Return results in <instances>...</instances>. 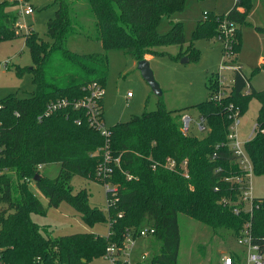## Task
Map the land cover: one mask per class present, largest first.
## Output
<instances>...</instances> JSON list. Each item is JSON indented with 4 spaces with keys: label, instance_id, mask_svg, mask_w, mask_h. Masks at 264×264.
Listing matches in <instances>:
<instances>
[{
    "label": "trees",
    "instance_id": "1",
    "mask_svg": "<svg viewBox=\"0 0 264 264\" xmlns=\"http://www.w3.org/2000/svg\"><path fill=\"white\" fill-rule=\"evenodd\" d=\"M54 1L58 9L46 26L49 42L31 30L24 34L32 65L15 68L19 76L31 75L34 91L27 98L11 94L0 100V246L4 263L91 264L104 255L109 243H121L127 230L150 226L155 229L152 239L159 245L150 264H176L180 247L179 214L215 234L227 231L235 240L243 225L250 223L252 242L264 254V199H255L257 207L252 214L244 211L234 214L220 204L224 197L236 199L221 179L240 174L227 148L232 122L230 107L242 116L252 99L259 103L256 132L244 148L253 175L264 176V90H253L239 67L233 74L229 93L217 99L218 78L217 73L212 74L207 82L208 98L196 106L208 129L203 138L183 135L180 130L183 115L167 111L161 97L157 98L155 111L114 125L109 128L110 136L104 138L91 125L90 111L75 109L74 103L90 98L91 85L104 90L108 57L105 53L79 55L68 50V39L77 34L71 3ZM85 2L95 20L96 40L104 51L121 50L137 63L148 56L166 55L156 51L157 47L182 48L185 44L181 23H173L164 35L158 34L157 28L164 17L182 11L186 0ZM13 7L15 3L0 1V42L18 36V17ZM240 8L244 11H239ZM250 8V0H235L234 7L225 15L205 12L185 54L180 52L172 58L196 61L199 56L193 43L201 38L216 39L224 22L226 27H232L233 35L223 54L228 53L231 62L237 63L240 28L248 25L246 15ZM254 30L264 35V27L255 26ZM103 97L96 101L102 121ZM59 100H66L67 106L47 116V107ZM214 154L217 160H212ZM167 158L175 160V169L165 167ZM183 162L187 179L180 168ZM49 164L60 165L53 179L40 173ZM100 166L110 169V173L99 175ZM217 168L222 170L218 174ZM37 175L40 178L35 181ZM75 176L95 182L102 180V184L112 186V191L106 192L105 212L90 206L85 189L73 193L71 181ZM31 186L47 200L49 207L66 203L86 224H105L109 236L73 234L54 239L45 236V228L36 224L33 216H45L47 208ZM216 186L219 192H214ZM229 254L234 257V252Z\"/></svg>",
    "mask_w": 264,
    "mask_h": 264
},
{
    "label": "rangeland",
    "instance_id": "2",
    "mask_svg": "<svg viewBox=\"0 0 264 264\" xmlns=\"http://www.w3.org/2000/svg\"><path fill=\"white\" fill-rule=\"evenodd\" d=\"M32 6L33 13L23 16L21 8L13 7L17 14L18 23L24 26L19 28L18 36L0 42V100L8 95L18 98L30 97L34 91L31 75L25 73L17 75L15 68H31L32 60L25 46L24 34L35 32L41 40L49 42L46 26L53 19L57 3L54 0H26ZM251 8L247 13V23L240 28L241 52L237 63L224 58L223 47L217 39L201 38L193 43L198 52V59L182 63L177 57L180 52L185 54L192 34L199 21L204 19V13L222 16L227 14L235 5V0H186L184 8L168 17H164L157 32L166 34L173 23L183 25L185 44L155 48L164 52V56L148 58L150 68L156 82L162 91L160 96L163 107L180 115H186L194 121L199 120L196 106L206 101L209 92L207 82L212 74L223 73L228 82L233 78L234 65H240L244 75L249 79L255 91L264 90V64L259 59L264 58V35H259L254 27H264V0H250ZM71 15L74 20L77 34L72 35L67 42L70 52L79 55L105 53L108 57V73L104 85L103 122L109 129L118 123H125L144 112H152L157 108V97L150 86L142 78L137 63L121 50L104 51L96 40L95 20L89 11L85 0H69ZM182 49V51H180ZM182 56V55H181ZM171 57V58H170ZM173 57V58H172ZM260 69L259 71H256ZM218 93V92H217ZM216 93V94H217ZM259 103L252 99L245 113L240 118L238 128L239 140L248 141L252 128L256 124ZM208 130L200 133L191 125L189 135L203 138ZM59 164L44 165L40 173L48 178H55L59 172ZM102 180L91 181L75 176L71 181L73 193L85 189L89 194V204L102 212L106 211V188ZM32 191L47 208L45 216L34 215L33 220L45 228L44 235L54 239L73 234H93L97 237H106L108 227L105 224L89 225L80 219L78 213L68 204L61 203L57 208L48 206L47 200L38 193L33 186ZM252 194L254 198L264 199V176H252ZM180 235V247L176 264H219L222 256L239 251V247L227 231L219 230L216 234L203 224L196 222L185 215L177 217ZM158 243L153 239H142L138 243L137 252L147 251L150 257L158 252ZM91 264H108L101 257Z\"/></svg>",
    "mask_w": 264,
    "mask_h": 264
},
{
    "label": "built area",
    "instance_id": "3",
    "mask_svg": "<svg viewBox=\"0 0 264 264\" xmlns=\"http://www.w3.org/2000/svg\"><path fill=\"white\" fill-rule=\"evenodd\" d=\"M6 1L8 3H15L16 7L21 8L20 13L23 16H30L33 13L32 6L26 4V0H0ZM17 28L19 30L23 29L24 26L17 22ZM233 35L232 27H226V24L223 22L220 25V34L216 37L223 47V50H227L229 45V38ZM224 58L231 61L230 55L224 53ZM239 65H234V69L225 67L226 70H232L233 73L239 69ZM219 90L217 93V99L226 96L229 93V87L233 84V78L228 82V78L225 74L219 72L217 73ZM91 96L87 101H80L74 103V108H85L90 111L91 114V125L95 126L100 134L104 138L110 136L109 129L104 127V122L101 120L96 101L104 96V90L100 89L96 85H91ZM245 94L249 93V89L246 88L244 91ZM68 102L66 100H59L57 102L51 103L46 109V115L48 116L52 112L65 108ZM230 118L231 125L229 127V133L227 136V148L229 150V155L231 161L238 167L240 174L238 175H228L221 179V182L226 184L229 190L234 194L235 200H232L229 197H224L220 200V204L223 207L230 208L234 214H239L240 211L245 213L252 214L255 205V199L252 194V176L253 168L251 161L245 152V143H242L239 140L238 128L240 125V114L238 110H234L230 107ZM194 125V128L202 133L207 129L205 125V120L199 116L198 121L192 120L190 117L184 115L181 117V132L183 135H189L191 125ZM256 132V126L252 128V131L249 135L248 141H250ZM247 141V142H248ZM218 148V147H217ZM217 154H214L212 160H217ZM108 161V157L105 158ZM177 166L175 160L167 158L165 161V167L171 170L175 169ZM155 168V167H154ZM182 172L184 171V177L187 179L188 174L185 171L186 162L180 164ZM222 170L217 168L215 173H220ZM110 169L100 166L98 170L99 175H108ZM106 188V192L112 191V186L110 184H103ZM220 188L216 186L214 192H219ZM107 209V208H106ZM155 234V229L150 226H144L140 229H129L123 236L121 243H109L106 247L104 255L101 257L105 259L108 264H150L153 255L150 257V254L147 251L137 252L138 243L142 239L151 238ZM109 236V233L106 237ZM236 244L239 247V251L234 252V257L230 254H226L221 258V264H264V254L259 250V247L252 242V230L250 223L243 225L238 238L235 240ZM0 264H5L2 259V248L0 246Z\"/></svg>",
    "mask_w": 264,
    "mask_h": 264
},
{
    "label": "water",
    "instance_id": "4",
    "mask_svg": "<svg viewBox=\"0 0 264 264\" xmlns=\"http://www.w3.org/2000/svg\"><path fill=\"white\" fill-rule=\"evenodd\" d=\"M188 58H183L182 63H188ZM137 68L144 79V81L150 86L152 92L157 96L160 97L162 95V91L160 89L159 84L156 82L153 72L150 68L148 60L144 59L137 62ZM40 178L39 175L35 176L34 180H38Z\"/></svg>",
    "mask_w": 264,
    "mask_h": 264
},
{
    "label": "crops",
    "instance_id": "5",
    "mask_svg": "<svg viewBox=\"0 0 264 264\" xmlns=\"http://www.w3.org/2000/svg\"><path fill=\"white\" fill-rule=\"evenodd\" d=\"M239 11H244V9H242V8H240L239 9ZM259 35H262V34H259ZM241 52V51H240ZM148 58H151V56H148V57H146L145 59L146 60H149ZM238 58H239V56H238ZM238 58H237V62H238ZM259 64H264V58L263 57H261L260 59H259ZM240 66V65H239ZM241 67V66H240ZM241 70H242V72H244L243 71V69H242V67H241ZM244 74V73H243ZM250 86H251V88L253 89V85H252V83L250 82ZM254 90V89H253ZM219 264H221V259H220V263Z\"/></svg>",
    "mask_w": 264,
    "mask_h": 264
}]
</instances>
